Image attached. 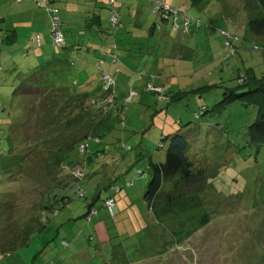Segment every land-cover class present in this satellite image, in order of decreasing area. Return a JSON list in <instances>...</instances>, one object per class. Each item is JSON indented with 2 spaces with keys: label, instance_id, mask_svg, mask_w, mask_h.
Here are the masks:
<instances>
[{
  "label": "rangeland",
  "instance_id": "rangeland-1",
  "mask_svg": "<svg viewBox=\"0 0 264 264\" xmlns=\"http://www.w3.org/2000/svg\"><path fill=\"white\" fill-rule=\"evenodd\" d=\"M25 1H12L13 7H4L0 15L7 17L14 7L24 9ZM44 1L34 0L29 7L33 5L35 15L41 16L44 23L40 21L35 28L37 32L45 28L41 39L46 38L53 48L50 14L56 8L61 10V18L64 3L51 0L47 7ZM243 2L203 0L202 10H191V17L199 19L202 26L189 45L190 60L184 57L180 61L178 57L186 53L176 46L173 30H167L173 39L169 35L147 36L153 22L159 20L150 4L142 2L145 21L137 33L145 38L131 35V45L117 54L124 64L115 79L116 92L121 96L118 106L126 96H133L132 102L122 106L126 109L123 125L100 111L92 123L85 117L71 121L75 111L69 93L75 87L70 82L76 78L60 68L50 74V83L45 77L41 92L13 101L6 98L5 104H0L4 108L0 111L4 124H0V158L9 155L12 161L0 174V264H264V143L254 144L248 136L249 124L257 118L256 107L237 99L213 109L225 88L238 86L239 69L253 67L259 75L264 68L263 52L254 50L264 51V34L254 37L248 32ZM106 23L104 26L111 29ZM226 36L234 39L238 49L229 58L230 48L223 44ZM25 59L28 64L30 57ZM27 66L33 70L30 64ZM103 67L113 74V68ZM95 70L90 64L88 72L93 79ZM32 73L24 68L11 70L6 86H0L4 89L0 95L13 91L22 80L31 83ZM151 86L157 95L148 90ZM131 89L138 95L131 94ZM257 102L262 103L259 99ZM201 104L213 110L202 114ZM188 120H198L194 123L198 132L191 138L192 158L210 175L209 186L199 195L202 213L208 214L210 223L189 236L185 235L192 228L189 224L185 228L176 224L184 220L183 216L158 223L142 200L150 179L148 158L153 163L164 162L167 142L161 141L162 134L165 136L172 126L180 127L179 121ZM11 124L21 127L20 134L28 142L20 150L14 141L7 143ZM104 133L100 144L90 142L93 161L85 165L81 184L84 198H80L83 191L78 190L79 197L70 195L67 206L59 209L54 205L56 216L49 212L40 215L42 193L56 177L57 170L51 172L48 165L54 154L60 148L64 152L72 138ZM125 146L131 150L124 151ZM96 148L101 150L99 156L92 154ZM139 171L145 173L143 178L135 177ZM76 175L73 171L66 177ZM60 179L65 181V176ZM112 187L119 192L115 194ZM95 194L97 214L88 223L84 214ZM112 195L113 216L103 207V200ZM5 251L9 253L6 256L2 253Z\"/></svg>",
  "mask_w": 264,
  "mask_h": 264
},
{
  "label": "trees",
  "instance_id": "trees-1",
  "mask_svg": "<svg viewBox=\"0 0 264 264\" xmlns=\"http://www.w3.org/2000/svg\"><path fill=\"white\" fill-rule=\"evenodd\" d=\"M12 1L20 2V0ZM163 1V5L160 4L162 0H152L150 3L151 11L159 20V22H153V25L149 28L147 36L149 37V35H151V37H153L152 35L154 34L161 35L162 32H166L168 30V27L170 28V31L173 30L175 34H184L189 32V26L192 25L193 19L190 15V12L193 9L195 10L196 5L201 3L203 0H188L189 5H183L179 7H174L167 4L165 0ZM243 1L245 4L244 9L246 10L247 15L246 20L248 32L254 37L263 35L264 0ZM49 3V0L44 1L45 6L47 7L50 5ZM42 4L38 3L39 6H42ZM165 6H167L169 10L164 9ZM202 9L203 7L200 10ZM56 10V14H50V16L52 17L51 27L55 24V22L53 21L54 17H58L57 25L63 35V38L65 39V45L60 48H53L60 51L63 50L67 45V39L64 36L60 15H58L59 10ZM172 10L181 12V14L185 13L188 17V24L183 23V21L180 19V15H177V17L173 16ZM101 11H103V13L106 12L105 14L108 15V23L110 24L111 29H102L101 31H97V27H94L95 29H93V31L91 30L93 35L92 38L96 37V40H101L102 38L101 41L103 42V44L94 47L90 44H87L86 42L85 45H83L89 50L88 52H86L87 49H83L85 55H87L90 59L93 58L92 66H95L96 68V75L94 74L96 78L93 79L92 74L88 72L90 79L89 82H93L92 84L94 85V87L90 91L83 93H78V87H80L81 85L78 86L74 82L75 88L70 90L71 94L69 93V95H72L74 99V102L71 105V109L75 111V115L73 116L71 121H82V118L85 117L88 120V123H92L94 121L95 115H97V113L100 111L102 115H105V113H107V115L112 118L114 123L119 122L123 125L124 110L126 109H123L122 106L125 108L128 103L132 102L133 96H126L124 98L123 104L120 105V107L118 106L119 103H117V99L121 96L116 92L115 79L116 75L119 74L121 68L124 65L123 61H121L117 55L119 51L123 50V46L120 44V41L121 39H129L130 41H132L133 39H131V35L134 36V38H145V36L141 34L139 35L137 33V29L134 26H131L132 23L130 13L127 12L125 6L121 7L116 0H96L93 5L89 6L88 11H84V14L90 13L91 16L85 17V20H83V26L86 28H90L91 24H86V22L90 20H93L96 23V26H98L99 18L101 16L99 13H101ZM114 11L119 15L118 26L111 24V17ZM193 21L198 22V28L202 26V22L199 19L196 18L193 19ZM140 26L143 27L144 25ZM51 29L49 31V36ZM102 31L106 33L102 34L100 38L99 33ZM167 33L172 32L167 31ZM1 41H3L4 47L8 45L9 40L2 39ZM35 41L37 43L39 42L38 37ZM243 41H247V43L250 44L246 39H244ZM233 42V38L230 39L227 36L224 38L223 44L226 47H229L231 51V54L228 55V58L238 51L237 46L234 45ZM11 50H13V48H11ZM254 50H260V52H263L260 55L262 58V66L264 67V51L262 49H255V47ZM9 53L10 55H13L11 59L14 62L9 65H5L6 56L4 53L0 52V78L5 77L3 79H0V86H2L3 88L6 86L5 80L9 77L8 75L11 70L21 68H24V70L26 69L27 73L29 71H33L32 75L34 76L30 81H35L36 83H28L27 81L22 80V82L17 87H15L13 91L10 90L9 92H7L8 95L6 93H1L0 104L2 105L5 104L4 100L6 98H12L13 101V99L20 98L22 95L31 97L34 96L37 91L41 92L45 89L43 82V72L41 70L37 71L38 69L36 68H33V70H28V64L24 63V61H26L25 58L27 57L26 49L23 48L20 55H18V52L16 54L13 51H9ZM100 55L102 56L99 58L98 56ZM252 57L253 56H251V58ZM21 63L23 64V66ZM107 64L110 65L108 67H112L114 69L113 74H110L106 72V70H104L103 66H107ZM113 65H115V67H113ZM106 75L107 78H104V76ZM109 80L113 81V87H109ZM236 80H238V86L235 88H241L240 91H235V88H225L221 100L214 105L213 109L221 104H231L237 99H242L254 103V106L256 107L257 118L249 124L248 136L249 138H251L254 144L260 145V143H264V68L260 71L259 75L258 73L256 74L253 67L245 68L244 71L239 69ZM241 81L243 82V84H241ZM154 88V86H151L148 90L150 92H154V94L157 95L158 92ZM2 91H4V89H0V92ZM130 92L131 94L138 95V92H136L134 89H131ZM258 99L262 103L257 102ZM11 108L12 110H14L13 107ZM211 110L204 104H201L202 114ZM0 111H4V108L2 106H0ZM15 112L19 115V111L15 110ZM195 117L196 119L200 118L197 114H195ZM197 121L188 120L186 123L179 121L178 124L180 127H177L176 129L175 126H172L167 131V134L165 136L162 134L161 141L167 142L164 152L165 160L164 162L157 161L153 163L151 159L148 158L147 166L149 167L150 179L145 187L146 190L142 197V200L145 202L148 212L151 213L153 220L158 223L165 218L174 217L175 219H178L183 216L184 220L182 219L181 222H177L176 224L180 228H185L187 224L192 227L190 231L185 232V235L188 234L187 236H189L194 230L204 228V226H207L210 223L208 214L206 212L202 213L203 204L202 200L199 199V195L203 192V190H205L206 186H209L210 175L207 173L203 166L198 164L192 158L190 152V146L193 141L191 140V138L196 135V132H198V125L194 124ZM0 124L4 125L3 121H0ZM13 124L10 125L8 132L6 133L8 139L7 143H9L10 141H14L15 145L20 147L18 150H20L21 148H24L23 146L28 142H26V139H23L22 135L20 134L21 127H12ZM216 127L220 128L219 124H217ZM105 134L106 133L100 136H98L97 134H84L83 137L72 138L70 143L65 144L66 147H64V152L61 151L62 149L60 148L57 153L54 154L53 159L48 162V165H50L49 169L51 170V172L54 169L57 170L55 172L56 177L52 180L53 182L50 184V186H48V189L46 191L44 190L42 193L40 215L43 216L44 214H46V212H49L56 216L58 214V211L56 210L54 205L57 204L58 208L62 209L63 207L67 206V203L70 202V195H78V190L83 191L81 189V184L84 182V178L86 176L85 165L91 164L93 161V158L91 157L92 155L89 153L91 152L90 142L95 144V146L100 144V138H102ZM221 135L223 136V133ZM124 149V151L129 152L131 150V147L125 146ZM92 152H94L92 154L97 156L101 154V150L98 148H96ZM16 155L17 153L14 156ZM11 162L12 161H10L9 155L0 158V174H2V172L5 171L6 168H8ZM73 171L77 173L76 176H73V178H69L70 176L66 177L67 174ZM62 175L65 176V181H63L62 179L59 180ZM144 175V172L139 171V173H137L135 177L138 178V176H142L143 178ZM131 185L132 183H126V186L130 187ZM70 188L71 192H69ZM112 189L115 194L119 192V190H116V187H112ZM84 196L85 191H83V195H81L80 198H84ZM97 196L95 194V197L92 199L91 203L87 204V210L84 214V217L87 218L88 223L91 222L94 215L97 214V209H95L94 206ZM109 202L112 204L108 205ZM114 202L115 200L113 195L103 200V207L107 209L109 215L111 216H113L112 207L115 204ZM92 210L94 211V213H92ZM89 216L90 218H88ZM46 218L47 216L45 217V219ZM27 232L25 233V235H27ZM174 234L179 236V233L176 234L174 232ZM27 240V237L24 236L25 245L28 242ZM62 245L64 246L65 243L62 242ZM2 253L4 256L9 254L6 251Z\"/></svg>",
  "mask_w": 264,
  "mask_h": 264
},
{
  "label": "crops",
  "instance_id": "crops-1",
  "mask_svg": "<svg viewBox=\"0 0 264 264\" xmlns=\"http://www.w3.org/2000/svg\"><path fill=\"white\" fill-rule=\"evenodd\" d=\"M23 1L24 0H20V2ZM32 1L34 0H26V7L22 10H20L19 7H14L12 13L8 14L7 17L0 15V49L2 50H0V52L4 53L6 56L5 65H9L14 62L11 59L13 55H10L9 51H13L16 54L18 52V55H20L22 49L24 48L27 52L26 58L30 57L28 63L30 64V67L32 69L36 68L38 69L37 71L41 70L43 72V82H45V77L46 81L48 82L49 78L52 76L50 74H54L57 69L60 68L61 70L75 76L76 79L71 81L70 84H72L71 86H74L75 82L76 85H81L80 87H78V93L87 92L93 89L94 85L92 84L93 82H89L90 79L88 73L89 65H92L93 58L91 57L92 59H90L87 55H85L83 49L86 48V52H88L89 50L83 45H85L86 42L87 44H90L94 47L103 44V42L101 41V35L106 32H100L99 34L101 40H96V37L92 38V31L93 29H95L94 27H97V31L108 29V27L104 26L103 24L105 23V25H107L106 22H108V15L105 14L106 12L103 13V11H101V13H99L101 16L99 18V25L97 24L98 26H96V23L93 20H90L86 22V24H91V27L86 28L83 26V20H85L86 16H91V14H84V11H88L89 6L93 5L96 0H60V3H64L61 23L64 36L67 39V45L63 50H60V52H58V49L55 50L49 44H47L48 41L46 40V38H44V40L41 39L42 36H40V33L41 35H45L46 33H43V30L45 28H40L39 32H37L38 30L37 28H35V25L40 21L41 23L43 21L42 18H40V15H35L36 12L32 9L33 5L29 7ZM49 1L52 2L51 0ZM143 1L150 4L152 0H117L118 4L121 7L125 6L127 12L130 13L132 23L131 26H134L136 29L137 27H141L140 25H144V23H142L143 21H145L142 20L144 18L145 11V5L142 4ZM165 1L167 4L174 7L189 5L188 0ZM201 3H203V1ZM13 4L14 3L12 2V0H0V10L7 6L10 10V8L13 7ZM244 5L245 4L243 2V9ZM202 7L203 6H200V3L196 5V8L199 10ZM60 13L61 10H59V14ZM44 19V21L46 22L45 17ZM193 23L194 24L190 26L191 28L189 32L184 34H175V37L178 40V42L176 41V46L179 47V51L182 50L186 53L181 58L178 57L179 61L185 58L190 60L188 53L190 51L189 48L191 50L192 48L189 45L191 44L192 37L195 36V33L198 30L196 24L197 22L195 23L193 21ZM167 35H169V37L173 39L174 35H172V33L166 32H162L161 35H158V37H164ZM34 37H38V43L33 40ZM2 39L9 40L7 46H3V41H1ZM132 41H130L129 39H121L120 44L123 47H126L127 45H131ZM11 48H13V50H11ZM101 56L102 55L98 57L100 58ZM107 66L110 65L107 64ZM57 88L63 89L60 87Z\"/></svg>",
  "mask_w": 264,
  "mask_h": 264
},
{
  "label": "built area",
  "instance_id": "built-area-1",
  "mask_svg": "<svg viewBox=\"0 0 264 264\" xmlns=\"http://www.w3.org/2000/svg\"><path fill=\"white\" fill-rule=\"evenodd\" d=\"M160 4L163 5L164 1L162 0V2ZM164 9L169 10V8L167 6H165ZM56 12H57V10L54 9L52 11V14L54 15V14H56ZM172 15L175 16V17H177V15H180V19L183 21V23L188 24L187 23L188 17L186 16L185 13L181 14V12L172 10ZM53 21L55 22V24L51 27L52 29H51V32H50V38L52 39V46L54 48H60V47L65 45V39L63 38V35H62L58 25H57L58 17H54ZM118 23H119V15L114 11L113 15L111 17V24L115 25V26H118ZM36 39H37V37H35V40ZM104 78H107V75L104 76ZM112 84H113V81L109 80L108 81L109 87H113ZM111 204L112 203L109 202L108 205H111ZM92 213H94L93 210H92ZM88 218H90V216Z\"/></svg>",
  "mask_w": 264,
  "mask_h": 264
}]
</instances>
